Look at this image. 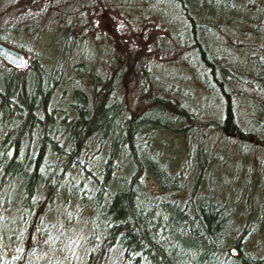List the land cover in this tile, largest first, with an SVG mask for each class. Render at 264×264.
Segmentation results:
<instances>
[{
  "label": "trees",
  "instance_id": "obj_1",
  "mask_svg": "<svg viewBox=\"0 0 264 264\" xmlns=\"http://www.w3.org/2000/svg\"><path fill=\"white\" fill-rule=\"evenodd\" d=\"M142 1L175 7L172 47L131 38L118 12L122 39L86 64L83 12L108 0H0L4 45L54 35L47 63L0 60V264H264L243 252L259 217L237 223L238 202L202 186L224 161L212 133L264 151V0ZM154 56L200 66L206 108L159 82Z\"/></svg>",
  "mask_w": 264,
  "mask_h": 264
},
{
  "label": "rangeland",
  "instance_id": "obj_2",
  "mask_svg": "<svg viewBox=\"0 0 264 264\" xmlns=\"http://www.w3.org/2000/svg\"><path fill=\"white\" fill-rule=\"evenodd\" d=\"M110 7L113 9H102L97 7V10L87 9L83 12L82 22H86L85 30L87 36L83 38L78 50L83 56L82 61L86 64L93 61L99 56V59H104L105 55L109 54L107 47L112 51L114 44L118 39H122V30L118 28L116 21L121 18L127 23V28L130 30L131 38L141 41L146 34H152L148 37L149 46L153 51H158L161 48H171V35L179 33L180 27L175 22L176 10L168 1H157L154 7L146 5L142 0H108ZM22 9L23 7L20 6ZM160 11L161 15L156 12ZM118 12L123 15L119 17ZM115 16V19H110V14ZM119 17V18H118ZM121 36H118V35ZM211 35V34H210ZM54 35L38 33L36 36L27 38L28 40L18 39L15 43L21 49L16 47L11 48L20 52L25 63L27 54L33 55L37 53L44 62H49L51 57L52 42ZM213 38V36H210ZM143 41V40H142ZM1 43V42H0ZM3 44V43H1ZM15 44V45H16ZM4 45V44H3ZM158 53V52H157ZM154 77L162 84L171 83L175 87L182 89L183 94L189 95L198 108H206V101L210 95L207 91V82L204 79V73L194 67L188 60L182 58L170 59L169 61L159 62L154 56ZM25 65V64H24ZM246 102L240 101L236 103L237 113L240 116L238 123L242 125V117L245 118ZM218 108V107H217ZM259 123L260 119L257 117ZM159 140L165 141L163 146L167 149V153L174 154V161L179 154V142L172 140L169 136H158ZM166 139V140H165ZM210 144L216 151L220 160L224 161L206 173L205 182L202 185L206 193L212 194L213 197H219L222 200H236L235 217L236 222H253L255 217H259L256 232L249 237L243 248V252L252 253L260 256L264 252V151L252 149L244 146L239 148L236 142L232 139H225L220 133L215 132L210 135ZM246 147V148H245ZM146 185L151 186L152 183L146 182ZM225 195L228 197L225 198ZM246 215L245 219L239 214ZM11 243L4 248L11 250Z\"/></svg>",
  "mask_w": 264,
  "mask_h": 264
},
{
  "label": "water",
  "instance_id": "obj_3",
  "mask_svg": "<svg viewBox=\"0 0 264 264\" xmlns=\"http://www.w3.org/2000/svg\"><path fill=\"white\" fill-rule=\"evenodd\" d=\"M0 60L6 65L13 68H22L25 64V59L20 52H17L11 48L6 47L0 43ZM231 255H235L233 248L229 249Z\"/></svg>",
  "mask_w": 264,
  "mask_h": 264
}]
</instances>
